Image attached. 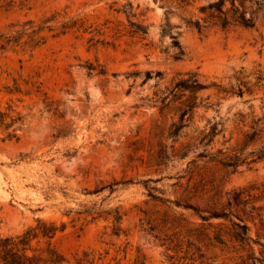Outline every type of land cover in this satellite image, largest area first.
I'll use <instances>...</instances> for the list:
<instances>
[{
	"label": "rangeland",
	"instance_id": "obj_1",
	"mask_svg": "<svg viewBox=\"0 0 264 264\" xmlns=\"http://www.w3.org/2000/svg\"><path fill=\"white\" fill-rule=\"evenodd\" d=\"M219 1L0 0V237L45 223L29 253L64 264L261 256L264 0L226 29Z\"/></svg>",
	"mask_w": 264,
	"mask_h": 264
},
{
	"label": "trees",
	"instance_id": "obj_2",
	"mask_svg": "<svg viewBox=\"0 0 264 264\" xmlns=\"http://www.w3.org/2000/svg\"><path fill=\"white\" fill-rule=\"evenodd\" d=\"M226 2H230L231 4L229 9L225 8ZM237 2H240L239 5H237ZM243 2L244 0H220L217 3L210 5L208 8H202L201 11L203 13L208 12L205 23H207L209 20L214 21V24L219 25L224 29L233 25H240L245 28L255 27V18L252 15H248ZM193 25L200 32H202L203 28L205 27L199 21ZM174 42L178 44L177 38L175 37ZM191 81L194 84L191 89L193 93H197L204 88V86L198 82L195 76H192ZM194 99H196V97ZM0 124L4 125L3 119H0ZM8 128H10V125ZM7 137L9 139H14L16 135L9 133ZM238 227L242 230L238 236L242 241L248 242V240L245 238L249 230L248 225L238 224ZM54 231L55 229L53 227L42 223L38 228L29 230L21 236L4 238L0 237V264H64L65 258L53 249H49V257H47V259H44L40 255H30L29 253L31 251L30 244L33 239L38 238L40 235L52 237ZM243 264H264V252L261 253L260 257L255 256L253 253L250 254L248 259L244 261Z\"/></svg>",
	"mask_w": 264,
	"mask_h": 264
}]
</instances>
